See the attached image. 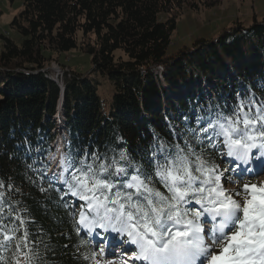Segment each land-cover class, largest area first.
Returning <instances> with one entry per match:
<instances>
[{
	"label": "trees",
	"instance_id": "trees-1",
	"mask_svg": "<svg viewBox=\"0 0 264 264\" xmlns=\"http://www.w3.org/2000/svg\"><path fill=\"white\" fill-rule=\"evenodd\" d=\"M220 5L221 0L21 1L10 23L20 43L0 36V179L6 204L31 218L29 239L41 258L37 264H91L81 254L95 249L84 233L77 235L71 209L61 206L59 193L41 192L26 167L35 153L26 155L25 139L42 146L48 163L60 96L64 153L77 147L110 155V149L126 150L141 162L153 132L176 143L170 127L181 131L183 117L194 119L197 106L206 107L209 98L221 106L234 102L241 86L264 98L256 87L264 80V19L252 16L248 26L236 19L215 40L197 38L168 52L184 10ZM70 52L90 57L88 73L60 64V55ZM51 62L69 71L59 88L40 72ZM210 159L219 169L229 166L215 154ZM3 255L12 264V253Z\"/></svg>",
	"mask_w": 264,
	"mask_h": 264
},
{
	"label": "snow or ice",
	"instance_id": "snow-or-ice-1",
	"mask_svg": "<svg viewBox=\"0 0 264 264\" xmlns=\"http://www.w3.org/2000/svg\"><path fill=\"white\" fill-rule=\"evenodd\" d=\"M256 87L264 92V80ZM235 97L223 106L211 98L206 107L198 105L194 119L183 117L181 131L170 127L174 144L153 132L142 162L126 150L110 149V155L77 147L62 154L58 170L49 175L51 165L41 156L45 150L25 139L26 155L35 153L26 163L35 176L29 179L39 181L41 192L59 193L61 206L71 209L77 235L99 237L97 228L118 234L112 247L124 248L123 255L131 252L122 264H264V185L244 184L235 193L224 187L232 179L226 172L237 179L264 174V98L244 86ZM213 154L227 158L231 167L220 170L210 159ZM12 187L7 185L9 191ZM4 188L0 179V264H9L5 252L12 253V264H37L41 258L29 239L31 218L6 204ZM206 219L212 225L207 231ZM104 255L97 245L81 257L100 264L96 257Z\"/></svg>",
	"mask_w": 264,
	"mask_h": 264
},
{
	"label": "rangeland",
	"instance_id": "rangeland-1",
	"mask_svg": "<svg viewBox=\"0 0 264 264\" xmlns=\"http://www.w3.org/2000/svg\"><path fill=\"white\" fill-rule=\"evenodd\" d=\"M22 0H0V36L7 37L19 44L21 39L18 34L11 30L10 23L13 18L21 10ZM193 1V0H192ZM252 16H255L258 21L264 19V0H221V5L218 8L204 9L199 12H192L189 10H184L177 21V27L173 35L171 36V44L168 49L169 53H173L179 48L185 46L189 47L192 42L197 38H202L204 40H215L223 31L228 30L234 20H239L244 26H248L251 23ZM0 49H1V39H0ZM60 64L66 67H70L79 73H88L91 68L90 57L84 54L70 52L67 54L60 55ZM46 72L48 77L53 80L54 83L61 85L62 83V73L67 74L69 71L63 69L59 64L51 62L49 66L46 67ZM61 79V80H60ZM61 81V82H60ZM60 99L58 100L55 115L52 120L55 121L56 128L53 133L55 134V141L53 147L54 150L52 154L47 158V162L51 165L49 170V175L52 172L57 171V164L60 158L56 153L60 152L62 155V147L60 141L65 143L64 135L61 133V125L63 121V111ZM57 113V114H56ZM60 147V148H59ZM56 150V151H55ZM227 160V158H225ZM228 161V160H227ZM259 162H254L251 166L253 168L257 167ZM229 164V163H228ZM56 168H52V167ZM225 168L231 167L224 166ZM243 167V166H242ZM224 168V169H225ZM53 169V170H52ZM222 170V169H220ZM225 177L231 176V181L224 183V187L231 193L237 191H242L244 184H256L257 186L264 185V174L249 176L245 175L243 179H237L235 173L225 174ZM75 201V198H71ZM234 199L243 202L242 196H234ZM211 222L208 221L204 224L206 231L211 228ZM96 232L99 233V237L87 236L90 243L96 249L97 245L104 248L105 255L103 258H99L100 264H107L108 261L114 262V264H122V259H127L131 252L129 251L127 255H123L124 248L112 247L118 240V234L112 233L111 231L105 232L103 229L97 228ZM107 237L106 240L101 239L102 237ZM124 239H127L125 236ZM128 247V246H125ZM134 248V246H131ZM136 264H142V262H136Z\"/></svg>",
	"mask_w": 264,
	"mask_h": 264
},
{
	"label": "bare ground",
	"instance_id": "bare-ground-1",
	"mask_svg": "<svg viewBox=\"0 0 264 264\" xmlns=\"http://www.w3.org/2000/svg\"><path fill=\"white\" fill-rule=\"evenodd\" d=\"M57 141H55V143H56ZM60 143H61V145H63V142L62 141H60ZM53 145H54V143H53ZM60 148V147H59ZM62 149V154H64V150H63V147L61 148ZM56 151V150H55ZM54 154V153H53ZM52 154V155H53ZM57 155H58V158H60L61 157V153L60 152H58V153H56ZM52 168H56V167H52ZM53 170V169H52Z\"/></svg>",
	"mask_w": 264,
	"mask_h": 264
},
{
	"label": "water",
	"instance_id": "water-1",
	"mask_svg": "<svg viewBox=\"0 0 264 264\" xmlns=\"http://www.w3.org/2000/svg\"><path fill=\"white\" fill-rule=\"evenodd\" d=\"M50 65V64H49ZM48 65V66H49ZM47 67V66H46ZM46 67L44 68V69H42V70H40V72H46ZM61 75H64V73H62ZM61 100H62V96H60V102H61Z\"/></svg>",
	"mask_w": 264,
	"mask_h": 264
}]
</instances>
